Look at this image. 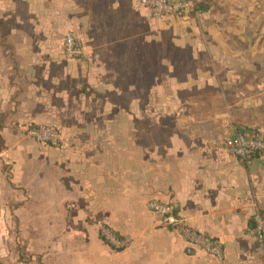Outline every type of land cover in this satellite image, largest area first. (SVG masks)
I'll return each mask as SVG.
<instances>
[{
  "label": "crops",
  "instance_id": "0c3cea01",
  "mask_svg": "<svg viewBox=\"0 0 264 264\" xmlns=\"http://www.w3.org/2000/svg\"><path fill=\"white\" fill-rule=\"evenodd\" d=\"M206 5L158 20L140 0H0V173L20 202L12 239L32 259L264 264L251 232L264 157L241 162L225 145L237 131L264 134V0ZM69 30L80 59L64 55ZM39 124L56 125L69 148L29 137ZM150 199L219 237L225 258L186 254ZM99 221L129 246H108Z\"/></svg>",
  "mask_w": 264,
  "mask_h": 264
},
{
  "label": "built area",
  "instance_id": "2783aa9c",
  "mask_svg": "<svg viewBox=\"0 0 264 264\" xmlns=\"http://www.w3.org/2000/svg\"><path fill=\"white\" fill-rule=\"evenodd\" d=\"M148 8L155 19H164L167 16L190 18L198 10V4L205 0H140ZM63 51L68 59H80L85 55L82 38L73 30L65 33ZM29 137L35 141L56 147L63 151L69 148V143L56 125L39 124L27 129ZM225 145L241 162H248L255 156L264 157V134L261 132L237 131L229 136ZM75 204H70L73 208ZM147 208L159 216L161 224L181 235L185 241V253L195 255L202 250L219 260L225 258L224 242L217 236L205 233L194 227L186 216L181 214L177 205L170 201L150 199ZM99 235L102 240L116 251L129 246L131 238L121 235L110 224L99 221ZM251 232L261 242H264V209L256 207L252 216Z\"/></svg>",
  "mask_w": 264,
  "mask_h": 264
},
{
  "label": "rangeland",
  "instance_id": "374dc122",
  "mask_svg": "<svg viewBox=\"0 0 264 264\" xmlns=\"http://www.w3.org/2000/svg\"><path fill=\"white\" fill-rule=\"evenodd\" d=\"M3 145V139L0 135V149ZM5 170H7L6 166ZM8 177H10L9 174L4 176L0 173V225H4L5 229L4 233L0 232V264H43L37 255L36 259L31 258V250L27 249L23 238L19 241L12 239L13 235L17 238L19 234H14L15 231L12 232L13 216L11 210L20 202L15 198L17 191L6 182Z\"/></svg>",
  "mask_w": 264,
  "mask_h": 264
},
{
  "label": "trees",
  "instance_id": "16d2710c",
  "mask_svg": "<svg viewBox=\"0 0 264 264\" xmlns=\"http://www.w3.org/2000/svg\"><path fill=\"white\" fill-rule=\"evenodd\" d=\"M208 1H209V0H205V1H201V2H199V4H198V10H204V9H206V8H207L206 3H207Z\"/></svg>",
  "mask_w": 264,
  "mask_h": 264
}]
</instances>
